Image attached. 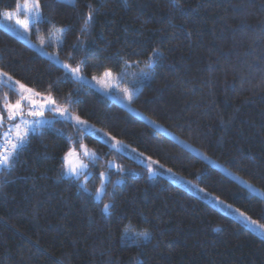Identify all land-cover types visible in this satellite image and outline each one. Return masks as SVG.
<instances>
[{
	"label": "trees",
	"instance_id": "trees-1",
	"mask_svg": "<svg viewBox=\"0 0 264 264\" xmlns=\"http://www.w3.org/2000/svg\"><path fill=\"white\" fill-rule=\"evenodd\" d=\"M39 3L47 22L24 34L15 25L26 19L16 13L17 0H0V70L40 97L51 93L60 104L71 99L70 111L96 129L264 223V201L130 110L264 190V0ZM88 5L93 20L82 32ZM8 13L13 18L6 21ZM58 29L64 30L59 43ZM41 40L43 51L36 48ZM153 50L161 55L148 68L149 78L120 83L137 90L130 107L70 78L62 66L80 64L88 78L105 71L116 77L143 68ZM16 87L1 78L0 101L14 103ZM69 136L99 157L89 166L91 191L108 161L131 170L111 176L114 194L103 198L114 205L110 216L63 176ZM107 188L113 192V184ZM125 227L147 230L151 238L122 244ZM0 264H264V240L163 176L149 177L144 165L95 136L57 122L30 134L13 169L0 170Z\"/></svg>",
	"mask_w": 264,
	"mask_h": 264
},
{
	"label": "snow or ice",
	"instance_id": "snow-or-ice-1",
	"mask_svg": "<svg viewBox=\"0 0 264 264\" xmlns=\"http://www.w3.org/2000/svg\"><path fill=\"white\" fill-rule=\"evenodd\" d=\"M68 4H74V0H65ZM39 0H24V3L21 4L17 0L16 13H24L26 19L22 22L19 18L16 19L15 23L22 28L24 34L30 33L31 27L40 24L41 22H47L43 17L40 11ZM89 11L87 12L86 17L83 21V27L81 31H86L88 25L93 20V11L91 5L87 6ZM13 14L8 13L4 15V20H12ZM38 30V29H37ZM61 35L57 37V43H59L63 38V29H58ZM41 51L44 50L45 44L41 40L39 44ZM45 55H49L47 52ZM161 54L158 50H153L152 53L148 56L147 67L151 69L155 63L156 58ZM63 68L67 70V73L70 74V78L75 79L76 81L83 82L84 77L81 75L82 68L80 64H77L75 67H72L70 64H63ZM143 72V70H141ZM144 76H147L148 73L144 72ZM0 78H6L9 82H14L18 86L19 98L15 102L10 100L0 101L2 104V111H0V140H3L8 147H0V170L4 172H10L15 164V157L18 155L19 151L23 150L24 146L29 142L30 134H43L46 128H55L57 122H68L72 123V126L80 133L89 134L96 136L98 142H103L108 144L111 141L110 147L115 149L117 152H122L128 146L124 145L122 141L117 140L114 136H110L108 133H103L102 135H96L100 130L95 129L92 125H89L87 121L82 120L78 115H74L67 105L73 103L71 99H68L65 104L58 103L51 93L44 96V103L38 104L36 98L41 94L35 92L33 89L28 88L25 84L16 80L13 81V77L7 72L0 70ZM92 80L96 84L100 85L102 90H104L109 95H113L116 86L121 82V78L114 77L111 71H105L101 78L96 76L92 77ZM123 96L116 98L122 103H126L129 107L134 102V96L137 92L136 89L129 90L128 87L121 89ZM22 101H26L29 105L27 111L22 105ZM55 113V117L52 120H49L45 117V111ZM6 114V116H5ZM11 122L10 125H6L5 120ZM74 122V123H73ZM150 123L155 124V121H150ZM159 127V125H157ZM62 134V130H61ZM107 137V139H105ZM69 142L70 147L63 156V176L73 180L78 183L80 190L88 193L92 196L93 200L97 203H103L102 213L105 216H110L111 208L114 207L110 202H103L105 196L112 197L115 191L116 184L111 180L113 174H124L126 170L121 165L114 163L113 161H108L105 165L106 171H100L98 174L99 186L95 188L94 191H91L88 187L89 177L92 173L89 171V163H85L81 158V153L83 157L88 158L93 166L99 160V157L95 152H90L87 145L82 141H73L72 137L66 138ZM132 152H136V149H131ZM139 156L143 157L146 161V170L149 177H153L159 174V169H164V165L161 164L158 160H153L150 156H144V153H138ZM205 160L212 165H215V162L211 160L210 157L204 156ZM115 170L113 173L112 170ZM168 173L175 176V173L171 168L165 169ZM228 172L227 169H225ZM230 176L235 180H239L243 185V188L247 190L250 198L259 197L264 201V190L256 188L253 184L249 183L246 180H242L241 177L235 175L234 173L228 172ZM83 178V181H82ZM119 183H123V180H120ZM191 187L196 188L199 192L204 193L205 196L211 197L213 202L216 205L222 206L223 209L228 210L229 215H235L239 221L250 231L259 233L264 237V223L260 222V219H253L246 211H242L240 208H234L231 203H226L224 200H221L218 196L212 197L211 193H207L204 188L199 187V185H193L191 181H187ZM108 184H113V192L108 191ZM264 219V217H261ZM219 230V229H214ZM151 233L147 230L143 231H131L129 227H125L121 234L122 244L135 245L139 246L142 241L150 240Z\"/></svg>",
	"mask_w": 264,
	"mask_h": 264
},
{
	"label": "rangeland",
	"instance_id": "rangeland-1",
	"mask_svg": "<svg viewBox=\"0 0 264 264\" xmlns=\"http://www.w3.org/2000/svg\"><path fill=\"white\" fill-rule=\"evenodd\" d=\"M15 25H17V24L15 23ZM11 30L14 31L15 29H12V28H11ZM15 31H16V30H15ZM15 31H14V32H15ZM36 48L40 50L39 46H37ZM141 70H143V72H142ZM144 72L148 73V75H147V76H144V75H143ZM81 75L84 77V81H83L82 83L87 84V85H90V86H92V87L98 89L99 91H101V92H103V93H106L104 90H102V88H101L100 85L96 84L95 81L92 80V78L85 77L82 73H81ZM116 77H117V78H121V82H125V84H127V85H132V84H134V83H136V82H144V81H146V80L149 78V69H148L147 65H145L143 68L140 67L138 70L135 69V68H129V69L127 68V69H124V70L122 71V73L120 74V76H116ZM0 79H1V78H0ZM121 82H120V83H121ZM120 83L116 86V90H115L114 94H113V95H109V94H108L109 96H113V98H115V99H117V98H116L117 96H119V97H122V96H123V92L120 91L121 89H123V88L121 87ZM16 88H17V90H18V86H17ZM44 96H46V95H42L41 97L39 96V97L36 98V101H37L38 104H42V103H44V99H43ZM117 100H118V99H117ZM119 101H120V100H119ZM22 105L24 106V108H25V112H26L27 109H28V107H29V105L27 104L26 101H22ZM25 105H26V106H25ZM68 107H69V106H68ZM130 110H131L134 114H136L138 117L144 119L146 122H148L150 125H152L155 129H157V130L163 132L165 135L169 136L170 138H172V139L176 140L177 142H179L180 144L184 145V146L187 147L189 150H191L192 152H194L195 154H197L198 156H200L204 161H206L207 163H209L208 160H205V159H204V156H206V155H205L203 152H201L200 150H198V149H196V148L191 147V146H190L189 144H187L184 140H182L179 136H177V135H175L174 133L168 131L166 128H164V127L161 126L160 124H158V123H156V122H155V124L150 123V121H153V120H151L150 118H147V117H146L145 115H143L141 112H139V111H137V110H134V109H132V108H130ZM72 113H73V112H72ZM73 114H74V113H73ZM55 115H56V114L53 113V112H49V111H47V110L45 111V117H46L47 119H49V120H52V119L54 118L53 116H55ZM74 115H75V114H74ZM81 119H82V118H81ZM82 120H83V119H82ZM85 121H86V120H85ZM5 123H6V125H10V124H11V122L7 121V119L5 120ZM73 123H74V122H73ZM71 124H72V123H71ZM88 124H89V125H92V124L89 123V122H88ZM157 125H159V127H157ZM92 126H93V125H92ZM93 127H94V126H93ZM94 128H95V127H94ZM95 129H96V128H95ZM103 133H104V132L99 131L96 135H102ZM95 137H96V136H95ZM105 139H107V137H105ZM0 141H1V143H2L3 140H0ZM82 142H83V141H82ZM83 143H84V142H83ZM122 143H123L124 145L128 146V147L125 148V149H124L122 152H120V153H122L123 155H125V156H127V157L132 158L133 160H135V161L141 163L142 165H144V166L146 167V161H144L143 157H141V156L138 155V153H140V152H138L137 150H136V152H132L131 149H134V148L130 147L129 145H127V144L124 143V142H122ZM84 144H85V143H84ZM110 144H111V141H109V143H108L107 145L110 147ZM110 148H111V147H110ZM88 149H89L90 152H94L91 148L88 147ZM112 149H113V148H112ZM113 150H115V149H113ZM144 156H145V155H144ZM207 157H208V156H207ZM81 158L84 160L85 163H89V166H90L91 161H90L88 158L83 157L82 153H81ZM211 160L214 161L213 159H211ZM214 162H215V165H212V164H210V163H209V164L212 165V166H214V167H216V168H218L220 171H222V172H223L224 174H226L228 177H230L231 179H233V177L230 176V175L228 174V172L233 173L232 171L228 170L226 167H224V166L221 165L220 163H218V162H216V161H214ZM165 169H167V168L159 169V170H158V171H159V174H158V175L163 176L164 178H166V179L172 181L173 183H175L176 185L180 186L181 188H183V189L189 191L190 193L194 194L195 196H197V197H199V198H201V199L207 201L208 203H210L212 206H214L215 208H217V209L220 210L221 212H224L225 214L229 215V214H228V210H227V209H223L222 206L216 205V204L213 202V200L211 199V197H209V196H205L204 193L199 192L196 188H193V187H191L189 184H187L186 182L189 181V180L185 179L184 177H182L181 175L175 173L174 171H173V172L175 173V176H173L172 174L168 173ZM225 169H227L228 172H226ZM234 174H235V173H234ZM235 175H236V174H235ZM241 179H242V178H241ZM120 180H122V178H119V177H116V178H115V182L118 183V184H120V183H119ZM233 180H235V179H233ZM242 180H243V179H242ZM235 181H237L238 183H240L239 180H235ZM192 184H193V185H197V184H195V183H193V182H192ZM240 184H241V183H240ZM241 185H242V184H241ZM205 191H206V190H205ZM206 192H207V191H206ZM207 193H209V192H207ZM211 196H212V197H215L213 194H211ZM229 216H231L232 218H234L235 220H237L238 222H240L239 219H238L235 215H229ZM240 223H241V222H240ZM241 224H242V223H241ZM242 225H243V224H242ZM253 233H255L257 236H259L260 238H262V239L264 240V237H262L259 233H257V232H253Z\"/></svg>",
	"mask_w": 264,
	"mask_h": 264
},
{
	"label": "built area",
	"instance_id": "built-area-1",
	"mask_svg": "<svg viewBox=\"0 0 264 264\" xmlns=\"http://www.w3.org/2000/svg\"><path fill=\"white\" fill-rule=\"evenodd\" d=\"M0 147H8V145H6V144L4 143V141H2V143H1V141H0Z\"/></svg>",
	"mask_w": 264,
	"mask_h": 264
}]
</instances>
